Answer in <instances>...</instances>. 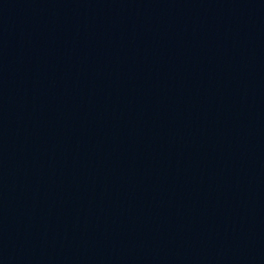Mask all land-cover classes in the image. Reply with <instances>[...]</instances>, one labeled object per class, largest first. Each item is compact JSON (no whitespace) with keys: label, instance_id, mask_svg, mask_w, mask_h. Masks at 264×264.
Returning a JSON list of instances; mask_svg holds the SVG:
<instances>
[{"label":"water","instance_id":"1","mask_svg":"<svg viewBox=\"0 0 264 264\" xmlns=\"http://www.w3.org/2000/svg\"><path fill=\"white\" fill-rule=\"evenodd\" d=\"M0 264H264V0H0Z\"/></svg>","mask_w":264,"mask_h":264}]
</instances>
